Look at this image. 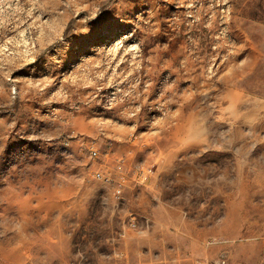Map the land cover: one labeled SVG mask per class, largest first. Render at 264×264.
Instances as JSON below:
<instances>
[{"label":"rangeland","instance_id":"obj_1","mask_svg":"<svg viewBox=\"0 0 264 264\" xmlns=\"http://www.w3.org/2000/svg\"><path fill=\"white\" fill-rule=\"evenodd\" d=\"M0 264H264V0H0Z\"/></svg>","mask_w":264,"mask_h":264},{"label":"built area","instance_id":"obj_2","mask_svg":"<svg viewBox=\"0 0 264 264\" xmlns=\"http://www.w3.org/2000/svg\"><path fill=\"white\" fill-rule=\"evenodd\" d=\"M92 154L95 156V155L98 154V151L95 150V149L93 148V149H92ZM119 168L122 169V165H120ZM94 176L97 177V178H104V179L106 178V176L104 175L103 171H100V170H97V171L95 172ZM122 178H123V176H122ZM106 179H107V180H110L109 177H107ZM120 185H121V186H119V187L116 188V193H117L118 195H122V192H123V188H122V187H123V183L120 182Z\"/></svg>","mask_w":264,"mask_h":264}]
</instances>
